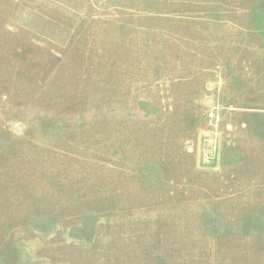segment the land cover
I'll return each instance as SVG.
<instances>
[{"label": "rangeland", "instance_id": "rangeland-1", "mask_svg": "<svg viewBox=\"0 0 264 264\" xmlns=\"http://www.w3.org/2000/svg\"><path fill=\"white\" fill-rule=\"evenodd\" d=\"M0 264H264V0H0Z\"/></svg>", "mask_w": 264, "mask_h": 264}]
</instances>
